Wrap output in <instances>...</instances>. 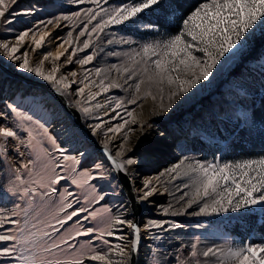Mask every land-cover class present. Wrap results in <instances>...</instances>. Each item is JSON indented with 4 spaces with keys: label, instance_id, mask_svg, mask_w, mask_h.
Segmentation results:
<instances>
[{
    "label": "snow or ice",
    "instance_id": "obj_1",
    "mask_svg": "<svg viewBox=\"0 0 264 264\" xmlns=\"http://www.w3.org/2000/svg\"><path fill=\"white\" fill-rule=\"evenodd\" d=\"M72 2L76 5L90 4L94 7L82 9L86 22H83L78 36L65 40L58 46V49H64L63 51L48 53L43 60H47L49 56L59 60L69 52L68 48H64V44H68L71 52L66 60L71 63L77 52H84L90 47V38L93 34L101 33L110 26L132 21L146 10L159 6L161 0H120L114 7L110 6V0ZM16 3L17 0H0V20L6 26V31L12 30L10 25L14 22V17L31 14L30 11L19 13L11 10ZM176 7L180 11V16L174 34L143 44L138 51L128 57L124 66H112L123 77L124 84L134 90V95L128 100L129 104H136L138 99H151L155 102L159 98L160 103L155 106L154 111L167 112L177 98L188 93L202 81H208L213 75V70L217 69L222 61L238 55L242 51L243 41L253 34L254 26L264 25V0H197L187 10L181 8L179 4ZM72 16L79 18L81 11L73 12ZM57 19L67 20L69 17L62 16ZM52 23V20L47 21L45 27ZM30 32L31 29L19 33L15 37V44L0 42L3 55L9 61L17 62L19 70L34 73L50 84L60 85L64 89L69 88L70 83L66 77H56L58 67H53L46 73L42 67L43 60L40 65L33 67L27 52L22 54L24 57L22 60L17 55ZM48 34L41 32L40 38L37 39L36 33L32 32V41L36 48L42 45ZM68 35L72 37V33ZM80 37L88 38L81 41ZM73 43H76L77 47H72ZM108 43L111 44L112 41ZM120 43L128 44L130 41L121 40ZM81 44L82 47L79 46ZM93 59V55H86L76 62L83 67ZM102 71L96 69L95 74L100 76ZM70 75L76 77L78 74L71 72ZM87 79L86 75L84 80L80 81L84 87L76 92L77 96H82L85 88L94 83L89 81V84H85L84 81ZM129 81L133 83L129 84ZM97 86L100 92L89 91V101L95 100L99 94L108 92L111 88L123 87L118 80L105 84L103 79ZM165 97L167 104L164 103ZM95 107L101 108L105 105L97 103ZM121 107L122 102L117 101L112 112L119 116L117 109ZM9 108L13 112L16 111L12 105H9ZM81 110L86 115L90 111L88 107H82ZM0 115L4 113L0 112ZM127 115L132 117L133 112L127 111ZM20 119L26 120L30 117L21 116ZM129 123L128 120H124L115 127H108L105 132L106 138L102 141L103 161L94 164L91 170L72 177L73 185L80 188L92 180L108 179L112 172L129 174L131 166L136 164L131 156L126 155L128 151L126 146L130 144L129 133L135 131L127 127ZM131 123H136L135 118ZM90 127L92 134L97 135L101 124ZM25 131L28 133V140L27 142L21 140L20 143L28 151L24 153L19 148L16 151L29 156L28 161L16 168L14 178L9 179L7 185L0 186V190L23 202L16 203L9 211L0 210V264H92V262L132 264L130 257L138 250L140 228L125 219L123 212L120 215H111L107 209L104 213H99L85 206L99 204L104 199L103 196L92 195L90 200L86 197L85 205L75 207L74 205L81 203L75 198V194L68 189L63 192L57 189L56 185L68 177L56 170L64 167L61 160H72L74 164L80 161L69 156L63 146L58 145L51 136L48 137L52 145V150L49 151L34 143L35 137L30 129ZM107 133H122L123 136V142L118 144L114 155L109 149L112 138L108 137ZM44 134L47 135V130ZM0 138L7 143L9 138L18 139V136L11 128L0 127ZM53 151L58 156H53ZM86 154V151L79 152L81 157ZM178 168L179 165L168 172L179 175ZM21 169L24 174L21 173ZM71 171L77 170L73 167ZM183 174L192 176L193 194L186 203L188 208L193 204L199 205V210L191 213L193 215L238 211L254 205L264 206V156L231 164L196 162L194 165H188ZM150 185L151 181L145 182L143 194L138 199L146 200L153 195L155 189ZM184 187L187 188L189 185L185 184ZM187 195L188 193H184L180 199L183 200ZM54 196H59V200H53ZM201 201L204 202L201 204ZM164 211L167 213L168 209ZM98 217L101 218L102 228L84 226L85 221L90 219L95 221ZM124 225L131 230L133 238L127 243L110 244L106 237L114 236L118 241L126 239L123 234L116 235L114 231L116 226ZM153 227L162 228L163 224L150 221L145 225V231L148 232ZM81 237L88 239L86 243L78 245L75 242ZM95 241L106 245L108 250H98ZM189 255L193 259L201 255L204 258L216 257L218 264H264V243L246 244L226 252L213 248L198 252L197 245L193 244ZM113 256L121 259L114 261ZM153 264L159 262L154 261ZM188 264H192V261L190 260ZM195 264L204 262L196 260Z\"/></svg>",
    "mask_w": 264,
    "mask_h": 264
},
{
    "label": "rangeland",
    "instance_id": "obj_2",
    "mask_svg": "<svg viewBox=\"0 0 264 264\" xmlns=\"http://www.w3.org/2000/svg\"><path fill=\"white\" fill-rule=\"evenodd\" d=\"M119 2L120 0H110V6L114 7ZM86 7H94V5H76L72 0H45L42 3H38L36 0H17V3L11 10L19 13L30 11L31 14H21L14 17V22L10 25L11 31H6V26L0 20V42L15 44V37L19 33L29 29L36 33V37H40L41 32L47 29L45 25L49 20H52L53 23L58 22L59 24L62 23L65 25L62 29V34H60L61 43L65 40L74 39L83 27V22H86V18L82 12V9ZM105 7H109V5H105ZM159 9L154 6L153 9L146 10L145 13L139 14L138 18L132 21H128L123 25H113L104 29L101 33L93 34L90 38V47L85 49L84 52H77L73 56L71 63L66 60L67 55L71 52V48L67 44L65 48H68L69 52H66L58 60V64H62L63 66L55 75L57 78L61 76L66 77L67 82L70 79L75 81V83L70 84L66 92L70 100L80 110L82 107H88L90 109L87 115L81 110L84 114L85 123L89 127L94 122L103 123V116H106V127L105 124H102L103 127L98 130L101 138L105 135L108 127H115L117 124L123 123L124 120L130 122L127 127L134 128L142 112H147L151 104L152 109L149 110L151 114L143 122V128L149 129L151 126H155L157 131L160 134L162 133L165 138L172 137L174 140L171 145L174 150H177V155L167 157L165 153H157L160 156L159 160L161 162L158 160L155 169H145V167L137 169V173L144 176L157 173V176L159 175L164 180L167 189L166 195L160 197L163 200L159 201L160 206L166 205V207L160 209L158 213L155 212L154 214L153 211L151 214H146L142 219L140 230L144 223L146 225L150 221L158 223L161 219L163 227H153L148 232L145 230L140 231L144 243L138 254L137 264H153L154 261H158L159 264H188L190 260L192 264H195L196 260L204 262V264H218L216 257L204 258L201 255L195 259L191 258L189 255L191 246L196 244L198 252H202L207 248L226 252L229 249H236L246 244L264 243V240L258 239L259 232L256 231V228L249 229V236L246 239L239 237L232 230L233 227H236L237 221L242 219V217H246L249 213L257 212L258 218H260L264 212V206L254 205L238 211L229 210L228 212H220L218 214L193 215L191 213L198 211L199 205L193 204L191 208L187 207L186 202L193 194L192 176H185L183 173L188 165H194L196 162L202 164L209 162L231 164L247 159L259 158L238 159L227 154L229 153L226 147L227 144L218 134L216 125L211 119L217 121L221 118L231 119V115L248 116L249 107L247 106L249 104L246 106L245 103L248 101L246 99H249L253 95L254 89L252 90L250 84L242 79L233 78L230 72L249 48L252 37L261 35L262 33L264 34V25L254 26L253 34L248 36L247 40L243 41L242 51L238 55L230 56L222 61V64L217 66L218 70H213V75L210 76L208 81H202L188 93L177 98L167 112L160 113L154 111L155 106L160 103L159 98L155 102L151 99H138L136 104H129L128 100L134 95V90L129 88L127 84H124L123 77L112 67L113 65L117 67L124 66L128 61V57L135 51H138L143 44L152 43L158 39L174 34L177 29L178 14L169 8L166 11ZM75 11H81L79 18L72 16V13ZM62 16H68L69 19H57ZM32 32L29 33L31 37ZM50 33L48 36L53 34ZM69 33H72L71 38L68 35ZM85 38L88 37H80V40L82 41ZM110 40L112 41L111 44L108 43ZM121 40H128L130 43H120ZM28 42L26 41L21 46L20 52L17 55L23 56L22 54L27 52L28 59L33 67L40 65L44 56L52 52V49L46 41H43L42 45L36 48L34 52L33 43L29 44ZM79 46L82 47V44ZM72 47H77V44L73 43ZM86 55H93L94 59L91 63L82 67L76 61ZM0 58L3 62L10 63L14 67V70L23 72L17 67V62L9 61L3 55L2 50H0ZM54 60L52 56H49L47 60H43L42 67L46 73L50 72ZM252 64L257 67H264V54L257 61H253ZM96 69L103 70L100 76L95 74ZM71 72H77L78 75L72 77L70 75ZM26 74L38 77L34 73L26 72ZM86 75L88 79L84 83L89 84V81L94 83L90 84L89 88H85V97L77 96L76 92L80 87H84V84H81L80 81L84 80ZM245 77L247 78V76ZM101 79L105 81V84L110 83L112 80H118L123 87L111 88L108 92L99 94L95 100L89 101L87 99L89 91L94 93L100 92L97 85ZM131 83L133 82L129 81V84ZM60 87L64 90L62 86ZM117 101L122 102V107L117 109L119 116H116L112 112V108L115 107ZM97 103L105 105V107L96 108L95 105ZM164 103H168L166 97ZM9 105H12L16 111L13 112L9 108ZM126 110L132 111L133 116L129 117ZM0 112L4 113V115H0V127L11 128L17 132L18 136V139L9 138V142L7 143H5L3 138H0V186L7 185L8 180L14 178L16 168L23 163H27L29 156L22 155L16 149L19 148L24 153L28 151L23 148L20 141L24 140L27 142L28 133L25 129H30L35 137L34 143H38L40 147L51 151L52 145L48 139L51 136L56 140L58 145L63 146L69 156L80 161L78 164H74L72 160H61L60 162L64 167L56 170L68 177V179L61 181V184L56 185L57 189L60 192H63L65 189L73 192L75 198H78L81 202L79 205H74L75 207L85 205L86 197L90 200L92 195L103 196L104 199L99 204L85 206L99 213H104V210L107 209L111 215H120L123 212L124 218L132 222L126 197L122 193L120 185L113 173L110 174L108 179L92 180L80 188L71 183L72 177H75L80 172L91 170L92 166L102 162L104 157L75 129L68 115L63 112L57 103L38 91L37 88L32 86L26 87L21 83H11L8 78L0 74ZM106 112L108 115H105ZM178 112L184 113L179 115L175 120L174 115L176 116ZM21 116L30 117V119L21 120ZM60 118L67 119V122H61ZM134 118L136 123H131ZM160 122H164L165 124ZM110 123L111 125L108 126ZM45 130H47V135L44 134ZM107 136L114 138V146L112 149L113 151L117 150L118 144L123 142L122 133H107ZM129 136L130 144L126 147L130 150L131 157L140 158L139 156L141 154L139 152L135 153V151L139 150L137 148V138L141 136L137 132H130ZM149 138L145 139L144 146L154 143V138L151 140ZM210 142L214 144L213 147L217 145L222 146L227 153L224 151L223 153L218 152L215 154L202 148V143ZM80 151H86L87 154L81 157L79 155ZM143 154L149 155L145 152ZM52 155L58 156L54 151ZM177 165H179L177 169L179 175L168 172L169 169L175 168ZM73 167L76 168V172L71 171ZM21 173L24 174L23 169H21ZM129 175L131 178V174ZM174 176L175 179H173ZM137 177L139 186L140 175H137ZM185 184H188L189 187L185 188ZM184 193H188V195L184 196V199L181 200L180 197ZM52 199L59 200V196H54ZM70 199L72 198L70 197ZM203 202L201 201L200 203L202 204ZM16 203L23 202L13 197L10 193L0 190V210L9 211ZM165 209H168L167 213H165ZM161 211L162 213L160 214ZM160 217L161 219H159ZM173 221L178 222L180 226L173 227V225H177L173 224ZM84 226L102 228L103 224L101 223V218L98 217L95 221L91 219L85 221ZM114 231L116 235L123 234L126 239L124 241H118L114 236L106 237L110 244L127 243L132 238L131 230L126 225L116 226ZM144 233H147V235H144ZM87 239V237H81L75 243L78 245L84 244ZM95 244L98 250H108L107 246L100 241H95ZM112 259L119 261L121 258L113 256ZM92 264H99V262H92Z\"/></svg>",
    "mask_w": 264,
    "mask_h": 264
},
{
    "label": "trees",
    "instance_id": "obj_3",
    "mask_svg": "<svg viewBox=\"0 0 264 264\" xmlns=\"http://www.w3.org/2000/svg\"><path fill=\"white\" fill-rule=\"evenodd\" d=\"M42 3L45 0H36ZM197 0H161L159 10L166 11L168 8L176 12L180 16V11L177 10V4L184 10L191 7ZM168 7V8H167ZM264 54V34L255 35L250 40L249 48L241 57L240 61L231 69L230 75L233 78H240L250 84L253 95L246 99L245 104H249V114L247 117L239 115H231V119L221 118L215 121L218 134L226 142L225 149L217 145L213 147V143H202V148L211 153H223L224 151L238 159L255 158L264 156V67H257L252 64L253 61L260 59ZM247 76V78L245 77ZM250 77V78H248ZM248 110V109H247ZM184 112H178L175 120ZM173 118V117H172ZM165 124L164 122H160ZM234 228V229H233ZM239 237L246 239L249 236V229L256 228L259 232L258 239L264 240V212L258 218V213H249L246 217H242L237 221L236 227H233Z\"/></svg>",
    "mask_w": 264,
    "mask_h": 264
},
{
    "label": "bare ground",
    "instance_id": "obj_4",
    "mask_svg": "<svg viewBox=\"0 0 264 264\" xmlns=\"http://www.w3.org/2000/svg\"><path fill=\"white\" fill-rule=\"evenodd\" d=\"M64 26L65 25H63L62 23L59 24L58 22H55L52 25L47 26V29L44 31V32H48V33H50V32L53 33L51 36H48L47 35L45 37V39H44V41H46L49 44L50 48L52 49V52L51 53H53V54H55L58 50L59 51H63L64 50V49H58V46L61 44V41H60V36L61 35L60 34H62V29L64 28ZM26 31H28V30H26ZM36 38L39 39L40 37H36ZM26 41H29L28 42L29 44L30 43H33L32 37L30 36V34L26 38ZM66 45L67 44L64 45V48L66 47ZM35 49H36V47H35V45L33 43V52H34ZM20 58H23V56H20ZM0 60H2V59L0 58ZM9 65H11V64L9 63ZM62 66H63L62 64H58V60H54V63L51 65V68L50 69H52L53 67H58V69L60 70V68ZM12 70L13 71H16V70H14V67H12ZM16 72H18V71H16ZM18 73H21V74H24V75H29L31 77H35V76H32L31 74H26V72L24 73V71L23 72H18ZM65 75L67 76V74H65ZM35 78L43 80L42 78H39V77H35ZM72 81H73L72 79L69 80L70 84H71ZM45 82H47V81H45ZM11 83H16V84L18 83L19 84V82L16 81V80H12ZM47 83H49V82H47ZM57 86H59V85H57ZM62 91L65 93V95H67V92H66L67 90L66 89H64V90L62 89ZM85 94L86 93H84L80 97H85ZM87 99H88V96H87ZM151 109H152V105L150 104V109H148L147 112L146 111H143L142 112L141 117L138 119V123H136L134 125L135 127L132 128V129L135 130L133 132H137L139 134V136H141V137H138L137 138L138 139L137 148L139 150L138 151H135V153L136 152H139L141 155L139 156L140 158H137V157L134 158V157H132L136 161V164L133 165V166H131V170L129 172V174H131V178H130L131 179V186H132V189H133L134 194H135V196H136L137 199H138V194H139V196H141L143 194L142 190H143V186H144L145 182L151 181L150 187L155 189V191L153 192V195L150 196V197H148L146 200H140V199H138L140 205H142V207L144 208L146 214H151V213H153V211H154V214H155V212L158 213L160 209H164L166 207V205L160 206L159 205L160 204L159 201L163 200L160 197H162L163 195H166L167 189H166V184L164 183V180L161 177H159V175L157 176V173L156 174H153V175H150V176H144V175H141V174L137 173L138 172L137 169H141L142 167H145V169H151V170L155 169L156 163L158 162V160L160 158V156L157 155V153H161V154L165 153L167 157H169V156L170 157L171 156L173 157V156H175V155L178 154L177 150H174L172 148L171 143L174 142V140L172 139V137L165 138L162 133L160 134L157 131V129L155 128V126H151V128H149V129H144L143 128V122L146 121L149 118V116L151 114V112L149 110H151ZM79 110H80V108H79ZM80 112H81V114L83 116V119H84V114L82 113L81 110H80ZM103 118H104V122L103 123L102 122H96V123L94 122V124L92 126H94V125H96V124L99 123V124H101V128L103 127L102 124H105V127H106V116H103ZM60 121L61 122L62 121H66L67 122V119L64 120V118H63ZM84 122H85V119H84ZM110 125H111V123L108 124V126H110ZM191 129H192V127H191ZM94 136L100 142H102L106 138L105 135L102 136V138H101L99 133L97 135H94ZM149 136H152V137L149 138ZM142 138H144L143 141H141ZM147 138H149L150 140L154 138V140H155L154 143L152 145L144 146V142H146L145 139H147ZM113 141H114V138H112V142L109 144V147L111 149L114 146L113 145ZM115 151H113V152L115 153ZM129 151L130 150L128 149L126 155L131 156ZM144 152L145 153H148L149 155L143 154ZM159 162H161V160H159ZM137 175L138 176L140 175V177H139V186H138V180H137L138 177H137ZM138 188H139V190H138ZM136 189H137V192H136ZM161 213H162V211L160 212V214ZM159 219H161V217ZM161 222H162V219L160 221H158V223H161ZM172 223L173 224H177L176 227H179L180 226V224H178V222L173 221ZM145 225H146L145 223L142 225L141 231H144L145 230ZM144 235H147V233H144ZM146 238H147V236H146ZM137 260H138V256H137Z\"/></svg>",
    "mask_w": 264,
    "mask_h": 264
},
{
    "label": "water",
    "instance_id": "obj_5",
    "mask_svg": "<svg viewBox=\"0 0 264 264\" xmlns=\"http://www.w3.org/2000/svg\"><path fill=\"white\" fill-rule=\"evenodd\" d=\"M0 73L3 77L12 80H16L19 83H22L26 87H35L38 91L45 94L49 99L54 101L59 105V107L63 110V112L68 115L71 124L78 130L85 140L91 144L94 149L99 153L102 154V142H100L91 132L90 127L87 123L84 122L83 116L79 110V108L71 102L70 98L65 95L62 89L55 85L47 83L41 79H37L35 77H31L29 75H24L12 70L11 65L9 63H5L0 60ZM110 151L113 150L109 147ZM103 155V154H102ZM117 179L118 184L120 185L121 191L126 197L127 207L130 211V215L132 217V222L135 223L139 228L142 223L143 217L146 215V212L142 205H140L138 199L136 198L134 191L131 186V179L129 174L125 175L123 173H115L112 172ZM132 233V232H131ZM132 238H133V234ZM143 236L140 233V242L138 244V250L136 253H133L130 257L132 264H137V256L142 249L143 246Z\"/></svg>",
    "mask_w": 264,
    "mask_h": 264
}]
</instances>
